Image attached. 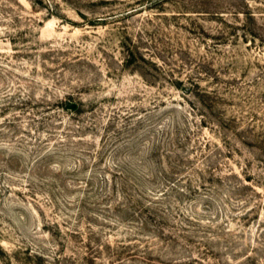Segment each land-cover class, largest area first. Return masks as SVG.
<instances>
[{
    "label": "rangeland",
    "instance_id": "rangeland-1",
    "mask_svg": "<svg viewBox=\"0 0 264 264\" xmlns=\"http://www.w3.org/2000/svg\"><path fill=\"white\" fill-rule=\"evenodd\" d=\"M169 132L187 166L141 188L195 243L148 256L157 224L121 258L139 224L105 190ZM0 246V264H264V0H0Z\"/></svg>",
    "mask_w": 264,
    "mask_h": 264
},
{
    "label": "trees",
    "instance_id": "trees-1",
    "mask_svg": "<svg viewBox=\"0 0 264 264\" xmlns=\"http://www.w3.org/2000/svg\"><path fill=\"white\" fill-rule=\"evenodd\" d=\"M135 57H132V59L130 60V62L134 59ZM68 107L72 110H76L77 112L82 111L83 107H85V103L84 102H80V103H74V102H69L67 103ZM173 136V135H172ZM170 136V132L169 135L167 133L165 142H168V139L170 137V148H164L163 146L158 145L153 147L152 150L149 151L148 156L150 155V157L147 159L149 160L148 165V169L146 172H144L143 175H140L141 173H137L134 174L133 173V169L131 168H126L125 167H121V170H118L116 174H113L112 180H114L113 184L109 187V189L105 190L107 192L108 195H110L109 198H112L113 196H119L120 193L121 197H122V201L121 199H119L116 202V206L115 209L116 211L122 213L123 217L129 218V220L137 222L139 225L136 226V231L132 232L129 234V243L130 245H127L124 241L121 245L122 247V251L120 252V254L118 255L119 257L123 258L124 255H130L133 257H136V255L140 256V252H142L143 250L140 249L141 248V242L143 243V236L145 234H143L142 232H153L154 230H152V227L154 225L159 226V228L156 231V236L154 238H149L150 236L146 235V241L143 243L144 248H145V253H147L148 256H151L153 253V248L151 246V243L155 240L160 238L163 242H172L174 246H176V243H179V240L182 238H186L187 240L189 239L190 242H194L192 237H187L188 235H182V233H178V235L176 234H169L166 233L165 229H164V225L162 224V222L166 223V220L168 219V216L166 213H164V211L162 210V208L160 206H158L160 203L159 201H156V203L154 205H152L153 201L150 200L148 198V196L146 195V192H148L146 190H143L141 188V185L144 186L146 183V179L147 181H157L158 179V173L155 174L153 173V165L156 164L158 166H164L165 161L167 160V166L170 168V172L172 171L171 174H176L178 171L176 170H180L182 171L185 166H187V164H185L183 162L184 158V154L183 155H178L177 156V150L178 149H185L183 147H181L180 145H176L174 142L172 143V141L174 140V138ZM187 139V138H186ZM172 140V141H171ZM175 144V145H174ZM173 146V147H172ZM164 148V149H162ZM49 150L47 149V151L45 153H43L40 156V159H44L47 161L49 158L55 157L54 155V151H52L51 153L48 152ZM179 151V150H178ZM163 152V153H162ZM177 156L176 158L180 161H177L176 158H174V156ZM42 159V160H43ZM157 159V160H155ZM187 159V158H186ZM156 162V163H155ZM53 168L54 165H48L45 164L43 168ZM42 169V166H41ZM149 169L152 170V173H149ZM80 171V169H79ZM136 172V171H135ZM133 174V175H130ZM179 174V173H177ZM120 175V177H119ZM143 176V177H141ZM116 177V178H115ZM107 182H110V176L107 175ZM93 184L91 181L88 182V185ZM144 184V185H143ZM108 183H106L105 187L107 188ZM143 190V191H142ZM134 192H136L137 194H135ZM163 198V197H162ZM160 197H157L156 200H160L162 199ZM188 224L190 222H195V221H199V219H192V217L187 218ZM135 230V229H134ZM197 236V235H196ZM195 237V235L193 236ZM134 245H131V244ZM138 243V244H137ZM140 243V245H139ZM0 250L2 252H4V249L0 246ZM132 251H137L135 254H132ZM188 251L192 252V249H189ZM199 253H203L201 251H199ZM32 256L36 257L39 261L43 262L44 261V255L41 253H36L35 255H33V253L29 252L28 257L31 258ZM10 257L14 260H16L18 263V259H16L15 255ZM143 257H147V256H143ZM139 258V257H138ZM44 263V262H43ZM250 264H258V260H256V258H251L250 259ZM9 264H13L9 263ZM15 264V263H14ZM42 264V263H41Z\"/></svg>",
    "mask_w": 264,
    "mask_h": 264
}]
</instances>
